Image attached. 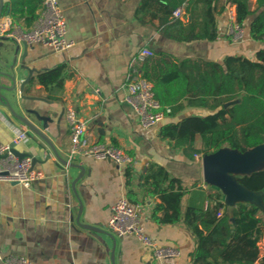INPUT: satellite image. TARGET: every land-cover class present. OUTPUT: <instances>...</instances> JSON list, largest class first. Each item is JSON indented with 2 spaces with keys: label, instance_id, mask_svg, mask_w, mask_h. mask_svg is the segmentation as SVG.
<instances>
[{
  "label": "crops",
  "instance_id": "obj_1",
  "mask_svg": "<svg viewBox=\"0 0 264 264\" xmlns=\"http://www.w3.org/2000/svg\"><path fill=\"white\" fill-rule=\"evenodd\" d=\"M8 1L3 0L4 7ZM140 1L58 0L66 19V36L73 41L65 51L41 44L25 47L24 43L0 36V72L15 75L17 82L14 89H1L0 93L52 145L0 104V144L10 143L16 129L28 131L29 142L15 148L35 159L33 168L43 173L30 187L0 180L1 253L21 255L34 264L69 261L75 264H193L191 253L196 241L186 226L185 211L190 206L206 209L209 190L221 192L228 213L238 203H250L258 206L264 217L263 191L243 188L238 198L232 199L229 193L206 181L204 157L211 153L203 151V135L195 138L194 147L202 151L193 158L176 147L173 140L160 136L164 123L187 115L205 116L209 113L207 109L187 106L180 114L145 128L133 109L122 101L130 62L143 47L173 55V63L184 58L222 61L227 55L255 59L256 52L264 47V42L254 41L248 31L261 11L257 0H251L253 14L243 25L244 37L239 43L232 42L227 35L225 13L218 16L219 37L215 41L168 39L151 25L139 21L135 10ZM225 4L226 0H219L218 8ZM59 66L66 67L61 86L46 87L37 81L39 73ZM11 83L7 76L0 74V86ZM69 106L85 122L89 141L111 144L134 156L130 176H127L128 168L109 158L81 156L68 162L71 140L66 109ZM44 117L49 120L47 127H44ZM221 149L234 150L228 146ZM254 151L259 157L242 175L264 169V143L247 152ZM151 166H163L187 190L181 202V220L175 224H161L153 217L161 198L150 195V183L144 181L143 176ZM129 191L137 200L134 206L146 234L159 246L178 249V256L155 259L151 250L132 234L116 236L110 231L112 208ZM259 247L262 256L264 233Z\"/></svg>",
  "mask_w": 264,
  "mask_h": 264
},
{
  "label": "trees",
  "instance_id": "obj_2",
  "mask_svg": "<svg viewBox=\"0 0 264 264\" xmlns=\"http://www.w3.org/2000/svg\"><path fill=\"white\" fill-rule=\"evenodd\" d=\"M141 0L135 15L142 24H149L164 37L179 41H215L219 37L218 16L234 6L236 20L244 25L253 14L251 0ZM261 11L249 25L254 41L264 42V0H257ZM41 0H10L0 14H8L24 29H30L38 17ZM180 8L181 16L174 14ZM188 15L190 16L187 19ZM228 20V19H227ZM173 55L155 51L140 68L154 87L156 99L170 115L180 114L185 107L204 108L205 116L187 115L164 123L160 136L174 141L190 158L200 153L194 147L198 134L204 137L203 151L213 153L225 146L241 152L264 143V47L255 59L242 55H227L222 61L184 58L172 62ZM65 66L39 73L37 81L46 86H61ZM130 176V168L127 169ZM150 184V195H159L153 217L161 224L181 220V202L186 194L182 182L170 176L163 166H151L143 176ZM237 182L250 191L264 192V169L237 175ZM134 205L135 195L127 193ZM206 209L190 206L185 211V223L195 237L191 253L193 264H264L259 242L264 233V217L259 207L238 203L227 212L222 194L209 190ZM264 199V194H263Z\"/></svg>",
  "mask_w": 264,
  "mask_h": 264
},
{
  "label": "built area",
  "instance_id": "obj_3",
  "mask_svg": "<svg viewBox=\"0 0 264 264\" xmlns=\"http://www.w3.org/2000/svg\"><path fill=\"white\" fill-rule=\"evenodd\" d=\"M174 14L181 16L183 11L178 8ZM227 19V35L232 42H241L244 37V29L236 20L234 6L227 8ZM66 34V19L58 0H41L38 17L28 30L17 25L10 15L3 14L0 16V36L12 39L18 44H41L50 46L57 51H65L73 45V41L68 39ZM154 54L155 52L149 47H143L132 58L122 98V101L127 103L137 114L140 125L145 128L162 123L170 116V110L163 108L156 99L152 82L143 76L140 68L144 59ZM66 119L70 126L71 140V147L68 152L69 163L76 157L92 156L96 159H112L124 168L134 166L135 158L126 150L107 143L89 141L87 126L80 119L74 107L69 106L66 109ZM29 140L28 131L16 129L14 138L10 143L0 144V180L16 182L24 187H30L43 175L41 171L33 168V159L30 156L20 158L13 152V146L26 144ZM108 226L116 236L127 234L135 236L151 250L155 259L179 255L178 249L170 246H159L155 240L146 234L137 208L129 202L126 196L120 197L113 206ZM0 264L34 263L21 255L0 252ZM67 264H75V262L69 261Z\"/></svg>",
  "mask_w": 264,
  "mask_h": 264
},
{
  "label": "water",
  "instance_id": "obj_4",
  "mask_svg": "<svg viewBox=\"0 0 264 264\" xmlns=\"http://www.w3.org/2000/svg\"><path fill=\"white\" fill-rule=\"evenodd\" d=\"M4 9V2L3 0H0V13ZM25 47L27 46V43H24ZM3 76H7L11 80L10 86H0L1 89H7L12 90L16 87V77L13 74H4L1 73ZM0 104L4 105L9 112L15 116L17 119L21 120L23 123H25L29 129L34 132L35 134L39 135L41 138H43L46 142H48L50 145V141L48 138L42 134L37 128L32 126L23 116L17 114L10 106L7 98H5L0 93ZM35 113V112H34ZM37 115V114H36ZM42 120L45 122L44 127H47V122L49 121L47 118H42ZM52 146V145H51ZM248 150L241 152L237 149L228 150V149H219L216 152H213L211 154H207L204 157V170H205V179L207 182L221 188L225 192L229 193L232 199L238 198V193L240 190L247 189L241 184L237 182L236 177L233 178L230 174L236 173L237 175H242L241 172L248 170L252 167L254 162L257 160L258 153L256 151L254 152H247ZM13 152L19 156L20 158L25 157L26 155L21 154L15 146H13ZM244 153V154H242ZM33 166L35 164V159H33ZM83 170V168L81 167ZM16 183V182H14ZM248 190V189H247ZM83 227L95 230L94 226L88 225V224H81Z\"/></svg>",
  "mask_w": 264,
  "mask_h": 264
}]
</instances>
